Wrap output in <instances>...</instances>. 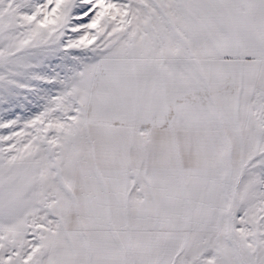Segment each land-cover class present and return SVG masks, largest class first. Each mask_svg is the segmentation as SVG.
I'll use <instances>...</instances> for the list:
<instances>
[{
    "label": "snow or ice",
    "instance_id": "1",
    "mask_svg": "<svg viewBox=\"0 0 264 264\" xmlns=\"http://www.w3.org/2000/svg\"><path fill=\"white\" fill-rule=\"evenodd\" d=\"M0 264H264V0H0Z\"/></svg>",
    "mask_w": 264,
    "mask_h": 264
}]
</instances>
